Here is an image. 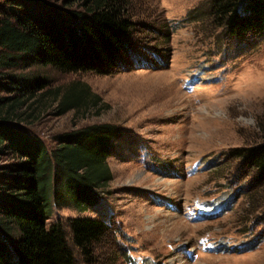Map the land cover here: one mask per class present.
Listing matches in <instances>:
<instances>
[{
  "label": "rangeland",
  "instance_id": "rangeland-1",
  "mask_svg": "<svg viewBox=\"0 0 264 264\" xmlns=\"http://www.w3.org/2000/svg\"><path fill=\"white\" fill-rule=\"evenodd\" d=\"M208 1L129 0L135 24H180L167 41L138 27L143 32L129 40L140 44L142 68L103 76L23 72L57 90L46 99L74 87L97 98L86 112L64 115L46 102L29 129L49 150L57 135L87 126L118 131L106 157V193L85 212L53 204L49 216V224L95 218L120 232L113 246L99 247L96 264H125L116 250L144 264H264V186L230 157L264 139V37L241 42L203 22L181 23ZM202 238L219 250L208 251Z\"/></svg>",
  "mask_w": 264,
  "mask_h": 264
},
{
  "label": "trees",
  "instance_id": "trees-1",
  "mask_svg": "<svg viewBox=\"0 0 264 264\" xmlns=\"http://www.w3.org/2000/svg\"><path fill=\"white\" fill-rule=\"evenodd\" d=\"M131 9L129 0H0V162H7L0 164V264H96L99 247L114 245L119 231L110 223L71 217L49 224V216L53 204L85 212L106 193L112 180L106 157L116 127L59 134L49 150L29 129L46 102L51 99L64 115L86 112L97 98L74 87L63 98L46 99L57 90L46 91L47 79L23 72L51 67L103 76L146 66L140 44L129 40L143 32L138 27L167 41L180 24H135ZM192 22L236 41L261 38L264 0H209L181 23ZM230 157L264 186V139ZM115 253L125 264L133 262L132 255Z\"/></svg>",
  "mask_w": 264,
  "mask_h": 264
}]
</instances>
